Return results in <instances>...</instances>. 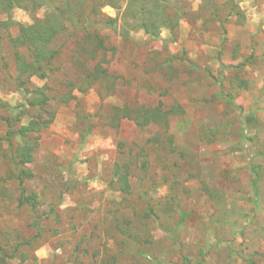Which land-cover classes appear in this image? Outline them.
<instances>
[{"label": "rangeland", "instance_id": "obj_1", "mask_svg": "<svg viewBox=\"0 0 264 264\" xmlns=\"http://www.w3.org/2000/svg\"><path fill=\"white\" fill-rule=\"evenodd\" d=\"M69 1L47 79L11 39L65 0L0 14V264H264V0Z\"/></svg>", "mask_w": 264, "mask_h": 264}, {"label": "trees", "instance_id": "obj_2", "mask_svg": "<svg viewBox=\"0 0 264 264\" xmlns=\"http://www.w3.org/2000/svg\"><path fill=\"white\" fill-rule=\"evenodd\" d=\"M55 0H0V14L7 15L10 11L15 9H22L24 12L34 13L39 8L44 5H49L53 7ZM91 1V15H94L96 11L101 8L108 6L112 9H117L116 4L124 0H90ZM131 4V2H129ZM52 15L45 20L37 21L35 20L30 26H21L18 25V35L16 38L11 39V45L13 48H23L29 53V61H25V59L21 56H16V70L19 76H27L29 79L31 77H36L38 79H47L48 74L51 73L48 68L52 65V62L59 55L54 47L53 43L61 34L72 31L74 34H78L79 31H84V28L87 24H89L88 19L81 20L78 17V13H76V8L70 3L69 0H65L63 10L59 11L56 8H52ZM100 14V12L98 13ZM151 19V22L148 21ZM106 26L114 27L117 24V19L106 18ZM148 20L144 21L143 26L140 28L143 30L145 34L154 38L157 36L159 27L157 25L158 18L156 16H149ZM6 23H1L0 28H6ZM86 40L90 39V37L85 38ZM96 40V44L94 45L93 55H96L98 52L104 51V41L102 38L98 36V34L93 38ZM87 42V41H86ZM101 69H95L96 77L102 75ZM94 81L96 78H90ZM44 89H37L34 91V94L37 96L31 105L33 107L45 106L46 98L43 95ZM230 105H234L233 101L230 99ZM157 110V109H156ZM157 112H146L144 115V120L146 122L154 121L160 118L157 115ZM46 123L41 124L40 122L32 121L26 127H20L17 130L18 136L24 141V147L19 148L16 151V159L19 161L18 165L24 166L30 164L32 162V151L36 149L37 145L33 144V142L29 139V136L32 134L39 133L41 130L46 127ZM28 146H32L28 148ZM251 173L254 175L255 179L252 183V188L254 191V195H257V180H256V172L254 169H250ZM20 176L26 175L25 173H19ZM19 205H22L20 202ZM255 256L257 254H254Z\"/></svg>", "mask_w": 264, "mask_h": 264}]
</instances>
